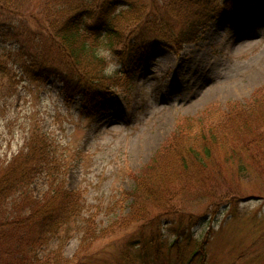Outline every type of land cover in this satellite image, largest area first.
Listing matches in <instances>:
<instances>
[{"label": "rangeland", "instance_id": "rangeland-1", "mask_svg": "<svg viewBox=\"0 0 264 264\" xmlns=\"http://www.w3.org/2000/svg\"><path fill=\"white\" fill-rule=\"evenodd\" d=\"M180 3L171 16L182 24L163 46L152 49L131 76L129 91L122 88L128 52L118 47L100 52L111 87L93 116L82 110L81 98L66 102L56 79L30 81L13 43H0L5 50L0 53V168L26 153L31 139L45 140L52 160L64 168L66 187L80 195V219L61 241L53 239L46 247L47 252L61 250L59 264H201L203 254V264H264V173L257 170H264V142L256 137L252 145L242 134V126L251 123L246 111L256 109V118L264 120V0L228 11L221 0ZM209 3L220 14L212 20L202 18L210 13ZM31 34L26 46H47L46 40L35 41L36 31ZM187 36L190 41L183 43ZM201 125L214 129L227 149L212 146L213 165L202 168L203 174L214 175L209 184L214 189L199 192L187 184H180L183 192L175 189L171 203L183 215L179 235L192 238L170 249L175 219L161 215L163 207L152 205L147 215L136 212L137 219L123 222L133 217L132 177L178 134V126L185 131L171 150L193 146L200 151ZM241 145H248L259 161L243 175L236 173V163L247 161L246 155L231 153ZM47 189V177L39 176L32 187L35 198ZM229 199L231 207L221 209ZM146 216L155 221L148 224ZM195 241L205 245L189 262Z\"/></svg>", "mask_w": 264, "mask_h": 264}, {"label": "trees", "instance_id": "trees-1", "mask_svg": "<svg viewBox=\"0 0 264 264\" xmlns=\"http://www.w3.org/2000/svg\"><path fill=\"white\" fill-rule=\"evenodd\" d=\"M180 1L151 0L146 5L142 0H0V43H13L30 81L44 84L56 79L66 102L81 98L82 110L93 116L100 112L111 87V80L105 74L106 62L100 52L116 47L128 52L127 59L122 61L123 73L127 77L123 80L122 88L129 91L131 76L137 73L141 63L147 61L152 49L163 46L167 35L173 34L182 24V21L171 16L180 6ZM199 1L207 0H196L195 4ZM221 1L226 11L230 8L234 10L240 4L256 3V0ZM205 5L210 13L202 15V18L212 20L220 16L216 14L215 3ZM35 31L38 35L35 41L46 40L47 46L25 45ZM187 37L183 43L190 41L191 36ZM4 51L0 48V53ZM256 114V109L246 111L244 115L251 119V123L242 124V128H246L243 137H247L252 145L256 144V137L264 142V120L259 122ZM192 127V124H188L187 130ZM184 128L178 126V134L164 145L162 151L155 153L139 175L132 177L134 190L129 195L132 200L129 216L133 217L123 220L125 223L128 219H137L139 215L136 212L147 215L152 205L163 207L160 214L174 217L176 221L170 225L176 229L174 239L168 245L170 249H178L183 239L188 245L192 238L190 234L183 233V229V234L179 235L183 215L175 212L171 203L175 189L185 191L179 188L180 184H187V188H198L199 192L210 187V178L214 175L203 174L202 168L205 169L208 163L213 165L212 146L222 145L221 148L227 149L215 139L214 129L201 125L200 138L204 144L200 151L191 148L193 146L184 149L174 146L171 150L173 140L184 134ZM225 133L226 129L219 130L220 136ZM211 135L214 142L210 146ZM241 147L231 152L240 151L246 155L247 161L241 159L236 163V173L239 175L247 172L248 166L259 167L258 158L250 147ZM25 148L26 153L0 168V264H59L61 250L47 252L46 247L53 239L61 241L64 232L80 219V195L66 187L64 168L52 160V152L45 146V140L33 138ZM257 170L264 173L263 169ZM41 175L47 177L48 189L37 199L32 187ZM227 201L228 205H221V209L231 207L232 199ZM148 204L151 206L148 207ZM139 205L144 207L136 209ZM146 217L148 224L155 221L151 216ZM156 227L159 228V223ZM86 240L89 239L86 237ZM194 243L189 262L197 253H202L205 245V242ZM160 254L156 253L158 258ZM205 257L203 254L201 264ZM176 258L181 260L178 256Z\"/></svg>", "mask_w": 264, "mask_h": 264}]
</instances>
